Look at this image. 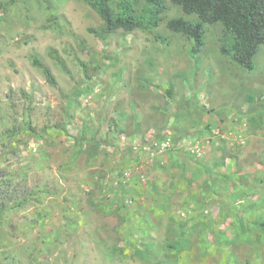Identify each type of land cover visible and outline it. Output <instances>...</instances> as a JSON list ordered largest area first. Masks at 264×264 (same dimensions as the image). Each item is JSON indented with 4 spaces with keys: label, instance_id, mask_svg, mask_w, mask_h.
<instances>
[{
    "label": "rangeland",
    "instance_id": "1",
    "mask_svg": "<svg viewBox=\"0 0 264 264\" xmlns=\"http://www.w3.org/2000/svg\"><path fill=\"white\" fill-rule=\"evenodd\" d=\"M177 16L0 0V264H264V45L247 70Z\"/></svg>",
    "mask_w": 264,
    "mask_h": 264
},
{
    "label": "trees",
    "instance_id": "2",
    "mask_svg": "<svg viewBox=\"0 0 264 264\" xmlns=\"http://www.w3.org/2000/svg\"><path fill=\"white\" fill-rule=\"evenodd\" d=\"M79 1L101 19L102 28L99 33L96 28H88L89 32L97 36H108L116 30L131 31L156 27L160 19L159 14L166 9V1H169L184 14L195 17L193 19L177 16L165 22L171 31L193 40V51L203 44L205 25H220L219 53L229 56L239 67L247 70L253 68V58L264 45V0H142V4H138V0ZM35 64L51 80L49 69L40 62L36 61ZM170 92L171 89L168 88V93ZM5 192L0 190V196ZM23 199H27L26 196ZM0 201L1 215L5 209L3 197ZM257 224L264 232V222Z\"/></svg>",
    "mask_w": 264,
    "mask_h": 264
}]
</instances>
